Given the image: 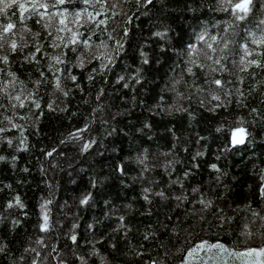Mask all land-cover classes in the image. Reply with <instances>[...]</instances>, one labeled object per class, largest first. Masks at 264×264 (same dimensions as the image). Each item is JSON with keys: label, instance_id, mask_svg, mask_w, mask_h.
Listing matches in <instances>:
<instances>
[{"label": "trees", "instance_id": "trees-1", "mask_svg": "<svg viewBox=\"0 0 264 264\" xmlns=\"http://www.w3.org/2000/svg\"><path fill=\"white\" fill-rule=\"evenodd\" d=\"M48 2L52 3L54 0ZM159 2L160 0H157V4ZM73 3H77V0H73ZM188 3L189 7H196L197 11L185 12L183 4H169L162 12L153 8L148 10L147 15H143L141 13L147 6L138 8L135 0H126L123 8L128 19L125 21L123 16L118 17L121 24L126 23L130 29V37L123 41L124 52L115 58L116 63L104 70L98 68L96 60H89L83 67L73 65L71 72L77 76V80L73 82L62 78L64 87L69 90L68 96L59 92L50 95L48 90L52 88L53 73L44 66L47 61L41 54L38 53L41 63L35 67L31 62L24 63L17 56H13L15 63L12 70L17 71L21 79L30 81V78H38L36 68H40L45 71L49 80L37 89L41 108L32 109L33 119L13 116V122L23 127L22 133L18 128L7 126V122L2 119L3 115H13L12 110L0 107V127L4 128V131L0 132V154L8 157L6 160H0V243L6 245L5 251L0 252V264H14L16 258L21 255L25 256L24 264H27L34 253H26L24 250H41V246L36 244L37 237L41 235H45L44 248L51 251L50 246L55 243L57 249L63 252L64 246H71L72 243L67 240L64 232L70 228L74 218L81 241L85 238L91 239L86 225L98 221L94 226L97 247L107 254L111 264H147L161 252H168L173 257L171 264H177L183 259L187 247L195 244L197 240L209 243L220 240L231 244L236 238V225H218L215 209L205 213L203 222L188 218L186 225H180L184 235L179 239L171 238L170 233L161 227L168 224L169 219L173 222L177 220V215H172L173 213L179 215L189 207H200L198 203L192 204V200L199 196V193H191L193 185H199L201 191L213 197L219 206L225 209L227 215H233L234 209L238 217L250 215V212L246 213L243 208L238 209V205L250 203L251 208H264V197L258 193L259 168L254 169V165H264V142L258 136L260 126L251 122L249 112V109L255 107L264 113V85H258L255 91H250L252 79H245L242 90H249L244 97L246 107L237 105L233 96L226 105H221L216 111L210 110L212 104L217 103L214 100L209 103L208 99H205V107L201 108L199 100L204 97L192 93V89L186 88L183 83L176 86L182 96L175 100L186 111L162 112L157 106L159 103L172 104L175 97L174 93L167 90L166 85L170 84L171 76L168 73L172 64L179 61L167 45L172 44L175 38L181 35L185 41L188 40V34L195 30L196 22L192 19L193 16H199L201 22L217 18L208 8L211 0H196L195 5L188 0ZM200 12H204V15L200 16ZM13 13L18 18V11L15 9L9 10L8 15L13 16ZM161 16L165 17L163 23L172 29V39L166 42V50L159 48V44L164 41L153 37L149 31L150 28L152 31L157 30L153 24L159 25ZM37 19L39 17H30L25 23L32 31L40 33L38 39L43 44L37 46L55 55L56 50L51 48L50 44L52 36L57 34L55 28L59 25L45 30V21L37 23ZM89 27L91 25L82 27V35L87 34ZM116 35L119 36L120 33ZM25 38L32 41V44L35 43L36 38L30 33H26ZM93 39L107 40V37L102 36L100 31H95ZM55 42L60 43L59 40ZM107 42L113 45L115 40ZM32 44L25 49V54L32 49ZM141 45L149 54L150 65H141ZM176 47L179 48L178 42ZM63 50L70 60L74 59L70 48ZM163 51L167 54H162ZM61 67L64 72L68 71L66 65ZM137 67H141L143 75V79L138 83L134 78L117 80L120 75L131 76ZM93 68L97 69L95 73L92 72ZM176 71L180 69L177 68ZM89 75L92 76L91 80L86 79ZM260 78L258 75L257 80ZM224 79L234 81L235 76L225 75ZM74 83L78 84L79 88L73 87ZM124 83L129 84V87L125 88ZM31 86L29 82L28 87ZM161 96L165 97L162 102ZM184 96L189 98L184 99ZM49 99H52L54 109L62 111L45 107ZM5 103L4 99H0V104ZM17 111L25 113L29 108ZM188 111L195 115L190 118ZM36 116H39L38 120L35 119ZM237 116L249 125L253 142L237 145L234 150L219 153L217 150L223 147L227 137L215 133L214 129L220 122H232L234 125ZM87 121L91 123L89 128L82 132V136L84 139H94L92 147L81 152L79 144L62 143L67 133L73 128H81ZM145 121L151 127L142 128L137 132L136 129L141 128ZM170 128L175 131V138L169 131ZM121 129L123 131H120ZM5 135L12 138L11 145L3 140ZM22 137L27 147L18 149ZM49 149L56 151L50 157L44 156V152ZM142 150L147 157L144 164L136 159ZM201 151L204 155L197 156ZM61 153L63 155H60ZM13 157L15 159H12ZM210 163H217L218 167L227 172L222 178L223 184L227 186L226 190L219 187L213 179L216 172L208 167ZM117 164L122 165L123 172L116 170ZM186 169L189 170V175L183 176L182 173ZM92 179L97 181L94 188L90 183ZM177 180L180 182L176 183ZM145 188H150L151 191L144 193ZM86 190L93 192L92 204L81 206L78 199ZM221 191L225 192L224 196H220ZM159 192H164L165 198L157 195ZM181 193L189 196V200L178 202L174 197ZM145 194L150 197L147 201L144 199ZM15 196H19L24 207L20 208L15 204L5 207V202ZM44 199L51 201V220L60 221L59 225L47 234L41 233L38 228V205ZM121 215L125 216V220H118ZM13 218L20 223H14ZM168 226L171 227V224ZM153 231L156 236H150L148 240L142 238L145 232ZM189 232L192 236L185 239ZM100 236L104 239L100 240ZM250 243L252 246H258L260 241L255 239ZM113 244L116 248H113ZM87 247L81 244L80 250L86 252ZM177 248L180 250L176 251ZM132 249L141 252V255H128Z\"/></svg>", "mask_w": 264, "mask_h": 264}, {"label": "snow or ice", "instance_id": "snow-or-ice-1", "mask_svg": "<svg viewBox=\"0 0 264 264\" xmlns=\"http://www.w3.org/2000/svg\"><path fill=\"white\" fill-rule=\"evenodd\" d=\"M135 3L138 8L147 6L141 13L143 15H147L148 10L153 8L157 12H162L169 4H183L185 12L197 11L196 7H189L188 0H160L159 4H157V0H135ZM191 3L195 5L196 0H191ZM78 4L80 6H77ZM125 4L126 0H77V3H73V0H54L52 3H49L48 0H0V99L6 101L5 104H0V107L11 109L13 113V115L2 116V119L7 122V126L18 128L21 133L23 132V127L13 122V116H21L22 119H33L31 116L32 109L39 110L41 108V102L37 97V89L49 80L45 71L40 68H36L39 73L38 78H30V81L21 79L17 71L12 70V65L15 63L13 56H17L21 62H31L35 67L36 64L41 63L38 53L41 54L47 61L44 66L49 72L53 73L51 76L52 88L48 90L50 95L59 92L63 96H68L69 90L64 87L62 78H67L73 82L77 80V76L71 72L73 65L83 67L89 60H96L98 68L104 70L107 66L116 63L115 58L124 52L123 41L130 37V29L126 23L121 24L118 17L123 16L124 20L127 21L128 17L124 14L123 8ZM208 8L217 17L216 19L201 22L199 16H193L192 19L196 22L194 25L195 30L188 34V40L185 41L183 35H181L175 38L172 44L167 45L176 54L179 62L172 64L168 73L171 76L170 84L166 85L167 90L175 94L174 101L172 104L167 105L159 103L157 106L162 112L186 111L175 100V98L182 96V93L176 90V86L181 83L186 88H191L192 93L204 97L199 100L201 108L205 107V99H208L209 103L212 100L216 101L217 103L212 104L211 111H216L221 105H226L233 96L237 105L246 107L244 97L246 91L249 90H242V83L246 78L252 79L250 91H255L258 85H264V0H211ZM13 9L18 11V18L15 13H13V16L8 15L9 10ZM203 15L204 12H200V16ZM33 16L39 17L37 23H40L41 20L45 21L43 23L45 30H51L55 25H59L55 28L57 34L52 36V43L50 44V47L56 50L55 55L45 52L42 47L37 46L43 44L38 39L40 33L32 31L25 23L27 18ZM164 19L165 17L161 16L159 17L161 23L159 25L153 24V27H157L156 31L149 29L153 37L161 38L164 41L159 44L161 50H166V42L172 39L170 37L172 29L163 23ZM87 25H91V27L88 28L86 35H82L81 29ZM95 31H100L102 36L107 37V40L114 39L115 43L109 45L107 40H94ZM26 33H30L32 37L36 38L34 44L25 38ZM60 33L64 35L61 36ZM117 33H120V35L117 36ZM56 40H59L60 43L57 44ZM177 42L179 48L176 47ZM29 44H32V49L25 54V49ZM69 48L74 57L71 60L63 50ZM162 54H167V52L163 51ZM139 56L141 65L151 64L149 54L143 50V45L140 46ZM181 57L182 59H180ZM157 63H160V61H157ZM61 65H66L68 71L64 72ZM177 68L180 71H176ZM96 71V68L92 69L93 73ZM225 75L229 77L234 75L235 80L224 79ZM258 75L261 77L259 80H257ZM133 78L137 83L143 79L141 67H137L131 76L120 75L117 80L125 81ZM86 79L91 80L92 76L89 75ZM29 82L32 85L31 87H28ZM73 87L79 88V85L74 83ZM124 87H129V84L124 83ZM183 98L188 99L189 97L184 96ZM164 99V96L160 97L161 102ZM26 102H30V104ZM25 107L29 108L28 112L21 113L17 111V109H24ZM45 107L62 111V109H54L52 99H49ZM99 107L98 104L97 108ZM249 112L251 122L260 126L258 136L264 142V113H261L255 107L249 109ZM187 114L190 118L195 115L192 111H188ZM35 119L38 120L39 116H36ZM90 123L91 121H87L81 128H73L71 132L65 135L62 143L79 144V151L81 152L92 147L95 142L94 139H84L82 136V132L89 128ZM104 123H107V121H104ZM150 127L151 125L145 121L141 128H137L136 131L140 132L142 128ZM3 131L4 128L0 127V132ZM120 131H123V129ZM169 131L175 138V131L171 128ZM214 131L221 134L222 137H227L223 147L218 148L219 153H225L229 149L234 150L237 145H247L253 142L249 125L240 116L236 117L234 125L232 122H229V124L218 123ZM3 140L9 145L13 143L12 138L7 135L3 137ZM26 147L27 144L22 137L18 149ZM55 151V149H49L44 152V156L50 157ZM60 155H63V153ZM196 155L202 156L204 153L201 151ZM146 158L143 150L136 157L141 164H144ZM6 159L8 157L0 154V160ZM217 159H219V156ZM53 166H55L54 162ZM196 166L194 165V167ZM208 167L216 172L213 179L217 185L226 190L227 186L223 184L222 178L227 175V172L218 167L217 163H210ZM257 167L259 168L257 173L259 180L258 193L261 197H264V165H254V169ZM145 168H147V165H145ZM116 170L123 172L122 165L117 164ZM143 175L144 171L142 170L141 176ZM182 175L188 176L189 170L186 169ZM175 182L179 183L180 181ZM90 183L94 188L97 181L92 179ZM150 191V188L143 189L144 193ZM190 191L191 193H199L198 198L192 200V204L196 205L198 203L200 207H189L179 215L173 213L172 215H177V220L173 222L169 219L168 224H171V227L168 224L161 225L165 231L170 233V237L179 239L184 235L180 225H186L188 218L191 217L194 220L203 222L205 213L215 209L218 225L222 226L225 223L229 224V227L232 224L236 225V231L234 232L236 238L231 244L223 243L220 240H216L215 243L197 240L195 244L187 247L183 253V259L179 260L177 264H192V262H195V264H264V208H251L250 203L238 205V209L243 208L246 213L250 212V215L238 217L235 209L233 215H227L225 209L220 207L213 197L200 190L199 185H193ZM157 195L165 198L164 192H159ZM224 195L225 192L221 191L220 196ZM92 198L93 192L86 190L81 193L78 204L90 206ZM174 198L178 202H186L190 197L181 193ZM144 199L147 201L150 197L145 194ZM14 204L20 208L24 207L19 196L6 201L5 207H11ZM50 204V200L44 199L38 205L40 209L38 228L44 234L54 230L60 223L58 220L55 222L51 220ZM125 207L130 206L125 205ZM21 214L23 215V213ZM237 219L239 222H237ZM13 220L14 223H20L15 218ZM118 220H125V216H119ZM97 222H89L86 225V230L90 232L91 239L85 238L81 241L74 218L70 228L64 232L67 240L72 243L71 246L65 245L63 252L57 249L55 243L51 244V251H49L43 246L45 235L37 237L36 244L41 246V250L25 248L26 253L29 251L34 253L27 264H111L107 254L97 247L94 229ZM119 226L118 223L117 227ZM150 236H156V232H145L142 238L148 240ZM191 236L192 233L189 232L185 239ZM99 239L103 240L104 237L100 236ZM255 239L260 241L258 246H252L250 243ZM81 244L88 246L86 252L80 250ZM113 248H116L115 244H113ZM5 249L6 245L0 243V252L5 251ZM179 250V248L176 249V251ZM133 253L136 256L141 255V252H137L135 249H132V252L128 255ZM172 260L173 257L168 252H161L157 258L150 259L147 264H171ZM24 261L25 256L21 255L16 258L14 264H24Z\"/></svg>", "mask_w": 264, "mask_h": 264}]
</instances>
